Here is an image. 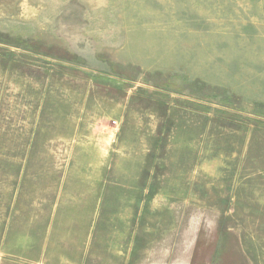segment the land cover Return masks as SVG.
Masks as SVG:
<instances>
[{"label": "rangeland", "instance_id": "rangeland-1", "mask_svg": "<svg viewBox=\"0 0 264 264\" xmlns=\"http://www.w3.org/2000/svg\"><path fill=\"white\" fill-rule=\"evenodd\" d=\"M0 264H264V0H0Z\"/></svg>", "mask_w": 264, "mask_h": 264}, {"label": "crops", "instance_id": "crops-1", "mask_svg": "<svg viewBox=\"0 0 264 264\" xmlns=\"http://www.w3.org/2000/svg\"><path fill=\"white\" fill-rule=\"evenodd\" d=\"M84 134L80 133V134H76V139H73L72 143L67 142V143H60L59 146H70V147H90V146H95V144H93L92 142H88L87 139H83ZM92 141V140H91ZM49 142V140H48ZM58 145V144H57ZM146 167V166H145ZM144 166H141V168L139 170L136 169V171L134 172V174L131 175V173H128L127 171H125L124 175V179H152L153 178V173L152 171H147L146 172V168ZM146 172V173H145ZM144 173L147 174L144 176Z\"/></svg>", "mask_w": 264, "mask_h": 264}]
</instances>
